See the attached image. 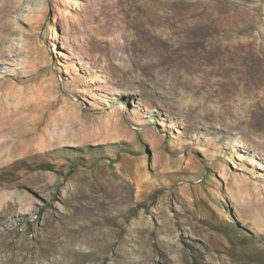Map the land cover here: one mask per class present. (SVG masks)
Segmentation results:
<instances>
[{"label":"rangeland","instance_id":"374dc122","mask_svg":"<svg viewBox=\"0 0 264 264\" xmlns=\"http://www.w3.org/2000/svg\"><path fill=\"white\" fill-rule=\"evenodd\" d=\"M0 264H264V0H0Z\"/></svg>","mask_w":264,"mask_h":264}]
</instances>
